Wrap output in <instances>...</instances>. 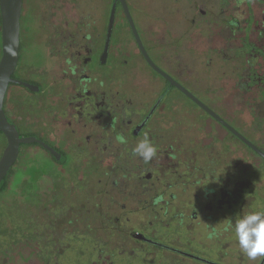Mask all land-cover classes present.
<instances>
[{
    "label": "flooded vegetation",
    "instance_id": "af4514ba",
    "mask_svg": "<svg viewBox=\"0 0 264 264\" xmlns=\"http://www.w3.org/2000/svg\"><path fill=\"white\" fill-rule=\"evenodd\" d=\"M65 2L74 4L73 11L61 12ZM103 3L104 11H97L94 6L81 10L80 0L23 1L19 59L5 90L4 112L20 137L38 136L64 160L38 142L22 143L3 183L28 146L44 151L50 162L96 163L94 174H89L100 175L97 194L107 198V207L93 214L89 209L87 219L89 225L99 223L109 233L103 235L104 247H95L97 260L90 264H123L121 256L126 254L127 264H136L133 260L142 252L141 246L188 256L187 250L165 245L160 237L139 231L120 235L123 219L129 220L125 212L134 206L152 213L155 221L150 226L183 223L186 214L179 219V211L170 213L177 190L200 185L214 174L208 173L207 163L190 154V146L178 144L175 123L165 129L158 126L157 115L163 111L168 118L175 115V99L185 104L182 97H186L195 108L206 111L154 65L202 102L222 91L213 90L209 83L232 78L244 95L264 100V0ZM65 17L72 20L64 21ZM2 57L0 8V64ZM145 135L156 148L149 162L132 151ZM0 141L1 160L8 145L3 131ZM194 160L200 164H192ZM71 172L76 175V168ZM116 192L126 198L120 207ZM95 240L100 245L99 237ZM129 244L137 250L128 251Z\"/></svg>",
    "mask_w": 264,
    "mask_h": 264
},
{
    "label": "rangeland",
    "instance_id": "374dc122",
    "mask_svg": "<svg viewBox=\"0 0 264 264\" xmlns=\"http://www.w3.org/2000/svg\"><path fill=\"white\" fill-rule=\"evenodd\" d=\"M80 4L81 10L94 6L104 11L103 0H80ZM63 6L61 12L73 11V3L65 2ZM228 81L209 83L213 90L222 91L218 97L212 94L214 97L203 101L264 149V100L244 95L237 80ZM182 99L187 104L178 99L172 104L175 115L168 118L163 111L156 122L164 129L175 123L178 144L190 146V154L207 163L208 173L214 174H208L200 185L177 190L170 213L179 211V219L180 214H186L183 223L150 226V221H155L152 213L134 206L125 212L129 220L123 219L124 232L120 235L139 231L148 237H160L165 245L184 247L177 248L218 264H260L262 257L249 260L239 248L234 231L224 228L244 213L264 211V159L186 97ZM188 104L192 107L186 108ZM260 104L261 110L257 108ZM50 160L44 151L28 146L0 191V264H90L97 260L95 247H104L103 235L109 232L99 223L89 225L87 219L89 209L93 214L107 207V198L97 194L101 190L100 175L89 174H94V164L82 160L78 165H62ZM198 161L192 164H200ZM75 168L76 175L71 172ZM114 194L118 207L126 202L119 192ZM96 237L100 245L94 242ZM131 244L127 250H137ZM138 250L142 252L134 258L136 264H209L154 247L141 246ZM127 255L121 256L123 264H127Z\"/></svg>",
    "mask_w": 264,
    "mask_h": 264
},
{
    "label": "water",
    "instance_id": "95a60500",
    "mask_svg": "<svg viewBox=\"0 0 264 264\" xmlns=\"http://www.w3.org/2000/svg\"><path fill=\"white\" fill-rule=\"evenodd\" d=\"M24 0H0L1 16H2V37H3V57L0 64V131H3L7 137L8 145L0 160V187L3 184L4 178L16 162L20 145L22 143L31 144L38 142L51 151L59 160H64V157L53 147L45 143L38 136L20 137L19 132L15 124L7 117L3 108V98L5 90L9 83L10 75L15 69L19 59L20 37H21V15L23 9ZM123 2V0H121ZM115 7L112 10V16L110 20V32L114 22ZM110 35V34H109ZM139 38V37H138ZM152 65L153 62L147 56ZM163 75L170 79L171 83L176 85L182 91H184L194 102L201 106L212 118L217 120L223 126H225L233 135L238 137L252 150L259 154L264 159V150L250 140L245 134L240 132L232 124H230L221 115L215 112L210 106L199 100L190 91L185 89L182 85L176 82L174 79L165 74L161 69L154 65ZM29 87L33 88L31 84L22 82ZM34 89V88H33ZM136 235L145 238L143 234L135 233ZM188 256L195 259L204 261L209 264H218L208 259L187 253ZM264 261V258L263 260ZM262 264V262L260 263Z\"/></svg>",
    "mask_w": 264,
    "mask_h": 264
},
{
    "label": "clouds",
    "instance_id": "9594fccd",
    "mask_svg": "<svg viewBox=\"0 0 264 264\" xmlns=\"http://www.w3.org/2000/svg\"><path fill=\"white\" fill-rule=\"evenodd\" d=\"M133 154L145 162L151 161L156 154V148L147 135L133 148ZM224 231H234L241 251L249 260L264 258V211H250L229 221ZM210 234L209 238H212ZM264 264V261H262Z\"/></svg>",
    "mask_w": 264,
    "mask_h": 264
},
{
    "label": "trees",
    "instance_id": "16d2710c",
    "mask_svg": "<svg viewBox=\"0 0 264 264\" xmlns=\"http://www.w3.org/2000/svg\"><path fill=\"white\" fill-rule=\"evenodd\" d=\"M6 186V181L1 185L0 191Z\"/></svg>",
    "mask_w": 264,
    "mask_h": 264
}]
</instances>
